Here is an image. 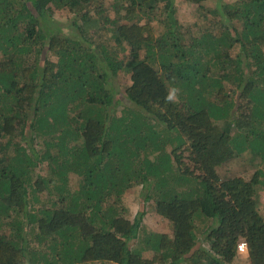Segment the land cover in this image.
<instances>
[{"label": "trees", "instance_id": "obj_1", "mask_svg": "<svg viewBox=\"0 0 264 264\" xmlns=\"http://www.w3.org/2000/svg\"><path fill=\"white\" fill-rule=\"evenodd\" d=\"M174 1L0 0V264H239L241 242L264 264V0H218L214 31ZM62 11L80 38L52 29ZM234 162L248 178L220 176ZM138 184L167 231L130 220Z\"/></svg>", "mask_w": 264, "mask_h": 264}, {"label": "rangeland", "instance_id": "obj_2", "mask_svg": "<svg viewBox=\"0 0 264 264\" xmlns=\"http://www.w3.org/2000/svg\"><path fill=\"white\" fill-rule=\"evenodd\" d=\"M119 0H104V4L108 7L109 5H112L115 2H118ZM218 0H204V1H199L198 4H194V5H190L186 2H182V1H174V17L176 18V20L178 21L179 25H182L184 30H188V27H190L192 25L193 19L198 17L197 16V12L193 15V11L196 10L195 7L196 5L199 6V12L200 9L201 10H208L207 13L204 16H201L200 21L194 20V24L196 25V27H207V28H211L212 31H214L216 29V24H215V19L212 16V12L211 9L213 10L214 5L216 4ZM219 2L224 3V4H231L234 2V0H219ZM109 13L107 15H109L110 18L114 17V11L112 8H109ZM198 12V13H199ZM61 13V12H60ZM57 13V14H60ZM51 20V19H50ZM76 19L73 16H68L65 12L62 11V13L59 16H54V18H52L51 22H52V29L56 28L55 30H60L63 35L67 36V37H72V38H80V33L79 31H77L76 29H74L73 27V23ZM77 22L80 23V20L78 19ZM89 39L91 40V44L93 45H98L99 43H101V38L98 36L93 37V35L89 36ZM112 44V43H111ZM122 75V74H121ZM118 79V77H113V83H112V88L113 91H115V97H117L118 99L122 98V94L123 91L125 89L126 86H128L130 84V81L127 77H123ZM129 109V108H133V106H131L129 104L128 101L123 100V104L121 107H119L117 109V113L120 116L121 114L119 113L123 108ZM124 108V109H125ZM129 112H132L131 110H129ZM133 114L135 113L134 111L132 112ZM147 115L144 112H139L138 110L136 111V113L134 115L138 116V118H136L135 120H139L141 116ZM132 116H128V119H131ZM164 146H166V144L164 143ZM148 157L150 158V160L153 161L154 164H158V160L159 158L157 157L158 155H156L155 152H148ZM168 161H165V166H161L160 164H158V167L160 168V170L164 169H168L171 168L170 164L168 165L167 163ZM108 165V164H107ZM227 168L229 169V171H224L223 169L219 170L220 172V176L224 177H232V176H244L246 178L249 177V172H247V166L244 162H240V163H232L229 164L227 166ZM177 176V172H175V170H172L171 173L167 176V181L170 180V186L171 184H173V182L175 181V177ZM166 178V176H165ZM172 179V180H171ZM161 183V182H160ZM173 186V185H172ZM154 190L151 189L149 186H144L141 184L135 185L132 188H130L128 190V192L126 191L123 195H122V203L124 205V207L127 210V215L129 216L130 220L132 221V223H138V225H140V229L141 230V234L143 235H149L152 232H165L169 229V225L163 221H161V219H156L154 216L156 214H154V201L157 199L155 196H153ZM147 194H150V197L147 196ZM257 201H258V211L259 213H263L264 212V187L262 188V190H260L257 194ZM124 208V209H125ZM201 219H203V217H201ZM199 221V220H198ZM205 220L203 219V222ZM197 227L199 228L200 232L198 233V243L197 245H200L201 243L203 244V242L205 241V237H206V228H201L200 227V223H202V221H200L199 223L195 222ZM207 223L205 221V226H207ZM202 225L204 226V224L202 223ZM146 232V233H145ZM142 235V236H143ZM25 242V241H24ZM27 243H25L26 249H27ZM136 244H139L138 241ZM140 249V248H138ZM141 249H143V246L141 247ZM146 256H151V253H144ZM27 256L29 257L28 259L30 260V255L27 254ZM245 256H239L238 262L239 264H245L244 260Z\"/></svg>", "mask_w": 264, "mask_h": 264}, {"label": "built area", "instance_id": "obj_3", "mask_svg": "<svg viewBox=\"0 0 264 264\" xmlns=\"http://www.w3.org/2000/svg\"><path fill=\"white\" fill-rule=\"evenodd\" d=\"M237 251L240 254H246V244L244 242H241L237 246Z\"/></svg>", "mask_w": 264, "mask_h": 264}, {"label": "clouds", "instance_id": "obj_4", "mask_svg": "<svg viewBox=\"0 0 264 264\" xmlns=\"http://www.w3.org/2000/svg\"><path fill=\"white\" fill-rule=\"evenodd\" d=\"M168 99H172V96L170 95V96L168 97ZM241 255H244V254H241Z\"/></svg>", "mask_w": 264, "mask_h": 264}]
</instances>
